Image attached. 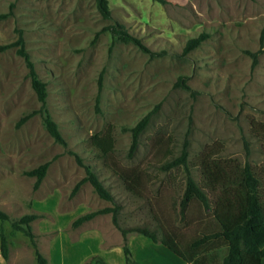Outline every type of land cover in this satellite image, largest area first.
<instances>
[{"label": "rangeland", "instance_id": "1", "mask_svg": "<svg viewBox=\"0 0 264 264\" xmlns=\"http://www.w3.org/2000/svg\"><path fill=\"white\" fill-rule=\"evenodd\" d=\"M108 4L110 18L101 15L95 0H0V44L22 31L37 74L46 82V108L65 139L62 144L53 138L40 112L18 123L41 102L15 46L0 50V209L13 216L39 214L30 224L42 252L60 229L74 240L81 230L96 228L105 241L121 238L122 243L111 213L72 225L79 214L112 204L89 181L72 191L85 174L72 152L92 165L121 204L124 224L153 223L145 201L126 190L111 160L90 142L91 134L108 125L115 139L113 159L124 168L144 166L157 173V183L150 186L154 193L162 182L160 195L170 212L167 194L180 195L184 173L173 168L165 174L155 163L166 146L178 148L185 135L189 159L214 145L222 157L253 165L264 162V0ZM114 21L151 50L165 53L149 56L131 42L113 40L103 26ZM202 31L207 37L183 54L187 38ZM245 50L258 52L256 60ZM181 74L190 89L175 84ZM149 110L153 113L129 156L131 134L122 127ZM44 161H49L45 175L33 188L35 177L23 171ZM65 213L68 219L59 217ZM0 226L10 244L6 264H27L34 255L28 237L21 231L11 234L8 220H0Z\"/></svg>", "mask_w": 264, "mask_h": 264}, {"label": "trees", "instance_id": "2", "mask_svg": "<svg viewBox=\"0 0 264 264\" xmlns=\"http://www.w3.org/2000/svg\"><path fill=\"white\" fill-rule=\"evenodd\" d=\"M95 3L103 17H111L108 0H95ZM3 15L4 13L0 14ZM103 30H108L113 40L131 42L149 56L165 53V50H151L119 21L104 25ZM18 31L14 40L0 44V50L15 46L16 53L24 59L27 75L41 102L39 108L22 115L18 123L40 112L48 132L56 141L65 144L56 121L45 105L46 82L38 76L25 47L22 31L20 29ZM207 35V32L202 31L198 35L188 37L182 53L186 54L198 46ZM245 51L254 61L256 60L258 52ZM175 84L190 89L183 74L179 75ZM152 113V110H149L134 124L123 125L122 128L129 130L131 134L127 152L129 156L135 151L139 136L147 126ZM112 129V125H108L104 130L94 132L90 136V142L105 158L111 160V167L121 178L126 190L139 201H145L144 204L153 223L124 224L123 217L119 215L121 204L115 200L92 165L82 161L78 153L72 152L85 170V174L75 182L72 191H76L83 182L89 181L101 198L112 203L79 214L72 220V225H78L99 213H111V220L122 235L125 264H145L133 257L128 245V233L133 231L162 243L183 258L187 264H261L264 256V162L253 165L248 161L241 163L236 158L222 157L220 147L214 145L204 147L194 158L189 159V142L185 135L178 148L174 149V145L166 146L164 156L155 163L165 174L173 168H181L184 173V186L180 195L175 198L172 194H167L171 198L170 202L168 201L170 212L166 209L165 197L160 195L159 187L162 182L159 181L154 193L150 186L157 183L159 178L157 173L144 166L124 168L113 159L115 139ZM48 164L49 161H44L23 171L24 174L35 177L33 188L40 184ZM38 215L36 212H28L13 216L0 209V220L10 222L11 234L15 231L23 232L33 246L37 263L48 264L47 258L37 248L30 224ZM176 220L180 224H175ZM8 251V239L3 226H0V253L4 259L8 258ZM88 261L96 264H112L99 254L91 255Z\"/></svg>", "mask_w": 264, "mask_h": 264}, {"label": "crops", "instance_id": "3", "mask_svg": "<svg viewBox=\"0 0 264 264\" xmlns=\"http://www.w3.org/2000/svg\"><path fill=\"white\" fill-rule=\"evenodd\" d=\"M59 217L65 218L66 213L59 215ZM69 217L68 214L66 218L68 219ZM47 227L51 229L56 228L54 225ZM76 238L71 240L67 232L60 229L48 242L46 251L42 252L38 244L37 248L47 258L48 264H96L88 261V258L93 254H102L101 256L112 264H125L121 238L109 243L105 241L106 237L104 234L96 228H85L79 232ZM127 241L133 257L145 264H187L183 258L165 245L160 242H155L143 234L129 233ZM95 244L96 248L94 247ZM9 253L10 250L8 251V258ZM78 255L80 256L78 257ZM14 257L18 259L16 253ZM34 257L35 255L31 252L27 264H30L31 261H35L38 264ZM8 258L4 259L0 253V264H6ZM21 262H18V264H22ZM261 264H264V256L261 259Z\"/></svg>", "mask_w": 264, "mask_h": 264}]
</instances>
